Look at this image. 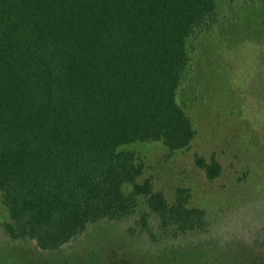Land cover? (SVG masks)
<instances>
[{
    "label": "trees",
    "instance_id": "obj_1",
    "mask_svg": "<svg viewBox=\"0 0 264 264\" xmlns=\"http://www.w3.org/2000/svg\"><path fill=\"white\" fill-rule=\"evenodd\" d=\"M249 2L0 0V264L105 220L145 245L135 264H264V195L212 214L189 187L157 189L135 149L191 146L198 46ZM196 163L211 180L223 169Z\"/></svg>",
    "mask_w": 264,
    "mask_h": 264
},
{
    "label": "rangeland",
    "instance_id": "obj_2",
    "mask_svg": "<svg viewBox=\"0 0 264 264\" xmlns=\"http://www.w3.org/2000/svg\"><path fill=\"white\" fill-rule=\"evenodd\" d=\"M250 1L198 46L194 73L182 92L197 129L191 146L177 151L162 142L135 146L157 189L175 199L180 187H189L191 203L212 214L264 195V0ZM197 154L217 156L223 169L216 179L197 165ZM6 213L0 197V216ZM124 230L125 223L101 221L63 249L14 248L4 255L5 263L135 264L134 258L147 254L145 245Z\"/></svg>",
    "mask_w": 264,
    "mask_h": 264
}]
</instances>
